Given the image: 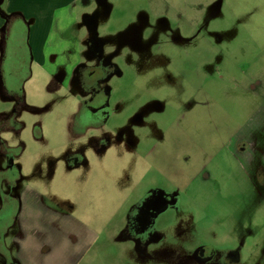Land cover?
<instances>
[{
    "label": "rangeland",
    "instance_id": "obj_1",
    "mask_svg": "<svg viewBox=\"0 0 264 264\" xmlns=\"http://www.w3.org/2000/svg\"><path fill=\"white\" fill-rule=\"evenodd\" d=\"M61 1L5 14L32 65L0 99V186L40 193L34 264H264V0ZM101 94L107 124L77 135ZM16 226L0 242L27 264Z\"/></svg>",
    "mask_w": 264,
    "mask_h": 264
},
{
    "label": "crops",
    "instance_id": "obj_2",
    "mask_svg": "<svg viewBox=\"0 0 264 264\" xmlns=\"http://www.w3.org/2000/svg\"><path fill=\"white\" fill-rule=\"evenodd\" d=\"M51 0H49L50 2ZM71 1V0H70ZM2 2V0H0ZM63 6H66L67 2L65 0L61 1ZM18 9H22L28 13H25L26 15L31 14L34 17L37 15H43L45 13V10H41L39 7L38 3L36 0H3V3H0V41L1 38L7 30V23L5 19V14L6 11H16ZM47 13V10H46ZM46 15V14H45ZM32 33L34 36L39 35V31L37 30L36 25L33 27ZM37 53H38V48H37ZM2 55V51L0 48V58ZM0 93L2 94V97L0 98L1 100H7V98L3 94V89H2V79H1V74H0ZM1 102V101H0ZM20 126V125H19ZM19 130L20 127H17ZM19 168V167H18ZM20 169V168H19ZM17 169V170H19ZM20 172H18L19 176L17 178V175H14L15 177H7L4 179L1 183V186L5 185V192H2V195L0 197V214L2 213L5 215L2 218H6L8 220V225L2 227L0 226V237L2 233H10L9 228L10 227H15L14 222H16L17 219V226L20 230H18V238L23 239L26 238L28 239V245L27 247L29 248V252L26 253L27 255V264H34L35 263V250L34 248L36 247L37 240L36 237L33 234H27L24 233L23 228L21 227V221L20 220H25L24 217L25 215H30L32 218L28 217V224H32L35 221L40 219L42 217V209L41 208V202H40V193L38 189L31 188L32 196L30 199V203H26V199L24 198V193L25 190L24 188H20V185L18 184L20 182ZM8 175L10 176V172H8ZM18 182V183H17ZM19 185V187L17 186ZM0 186V189H1ZM18 187V188H17ZM17 190V192H15ZM36 196V197H35ZM41 208V210H40ZM22 218V219H21ZM43 218V217H42ZM10 222V224H9ZM10 225V227H9ZM35 226V225H34ZM9 227V228H8ZM49 229L46 233L48 237L53 236L52 232ZM4 242V241H3ZM0 242V260L1 258L6 259L5 264H17V260L13 257L11 249L7 248L5 244L3 245ZM23 248V246L21 247Z\"/></svg>",
    "mask_w": 264,
    "mask_h": 264
},
{
    "label": "trees",
    "instance_id": "obj_3",
    "mask_svg": "<svg viewBox=\"0 0 264 264\" xmlns=\"http://www.w3.org/2000/svg\"><path fill=\"white\" fill-rule=\"evenodd\" d=\"M17 18L18 22H9L0 41V73L4 96H11L22 102L25 96L23 83L30 77L32 55L27 38L28 24L20 16H16L14 20Z\"/></svg>",
    "mask_w": 264,
    "mask_h": 264
},
{
    "label": "flooded vegetation",
    "instance_id": "obj_4",
    "mask_svg": "<svg viewBox=\"0 0 264 264\" xmlns=\"http://www.w3.org/2000/svg\"><path fill=\"white\" fill-rule=\"evenodd\" d=\"M104 71V70H102ZM102 71L98 70V72L96 74H91V76L93 78H95L96 76H98V79L101 78L104 74L102 73ZM109 94V93H106ZM104 96V97H103ZM91 104L88 105H82L80 110H82L87 117H85L82 120V123H80V118L79 116H82L83 113L81 111H79L77 114V120H78V124L81 125V130L77 129L75 130V133L77 135H81L83 133H85L87 130H93V129H100L102 126L106 125L108 122V117H106L109 109L107 108V101H106V96L102 95L101 96H96L93 101L90 102ZM87 106V107H85ZM86 110V112H85ZM76 115V114H75ZM84 121V122H83ZM79 130V131H78ZM149 204H152V207H156L155 210L157 209H163L165 207L170 206L171 202L168 199V197L164 194V192L158 190L155 191L154 193H152V195L149 196ZM164 197V198H162Z\"/></svg>",
    "mask_w": 264,
    "mask_h": 264
}]
</instances>
